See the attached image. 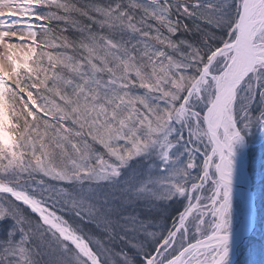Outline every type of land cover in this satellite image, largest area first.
<instances>
[{"label":"snow or ice","instance_id":"obj_1","mask_svg":"<svg viewBox=\"0 0 264 264\" xmlns=\"http://www.w3.org/2000/svg\"><path fill=\"white\" fill-rule=\"evenodd\" d=\"M0 264H264V0H0Z\"/></svg>","mask_w":264,"mask_h":264}]
</instances>
